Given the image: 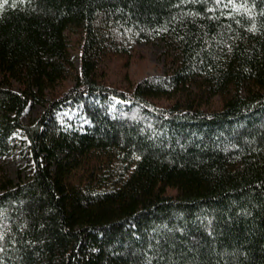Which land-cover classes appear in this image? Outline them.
Instances as JSON below:
<instances>
[{"label":"trees","instance_id":"obj_1","mask_svg":"<svg viewBox=\"0 0 264 264\" xmlns=\"http://www.w3.org/2000/svg\"><path fill=\"white\" fill-rule=\"evenodd\" d=\"M0 4V160L26 141L31 165L13 181L0 161V264H264V0ZM154 37L175 68L101 81ZM97 150L125 164L118 184L73 180Z\"/></svg>","mask_w":264,"mask_h":264},{"label":"rangeland","instance_id":"obj_2","mask_svg":"<svg viewBox=\"0 0 264 264\" xmlns=\"http://www.w3.org/2000/svg\"><path fill=\"white\" fill-rule=\"evenodd\" d=\"M69 52L75 64L78 65L80 44L77 35L68 36ZM178 61L176 49L160 37L151 40H136L125 53L112 54L101 61L97 73L101 81L116 86L125 87L133 84L142 77L164 74L175 68ZM65 83V82H64ZM212 107L219 106V97H213L209 103ZM38 104H30L22 115L23 121L34 119L40 112ZM61 123L66 125L85 124L83 115L77 108L65 107L58 113ZM25 139L24 136H20ZM26 141L13 153L1 158L5 174L13 181L25 178L31 172V165L24 156ZM125 164L120 163L111 152L92 151L81 159L80 165L74 171L73 180L80 185L98 187L101 185L114 186L124 177ZM171 192V190H169Z\"/></svg>","mask_w":264,"mask_h":264},{"label":"snow or ice","instance_id":"obj_3","mask_svg":"<svg viewBox=\"0 0 264 264\" xmlns=\"http://www.w3.org/2000/svg\"><path fill=\"white\" fill-rule=\"evenodd\" d=\"M3 3H7V0H3ZM0 8H2V4H0ZM2 239V237H0Z\"/></svg>","mask_w":264,"mask_h":264}]
</instances>
